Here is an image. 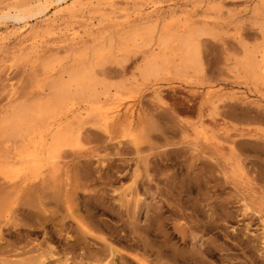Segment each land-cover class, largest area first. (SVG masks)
I'll return each instance as SVG.
<instances>
[{"label": "rangeland", "instance_id": "obj_1", "mask_svg": "<svg viewBox=\"0 0 264 264\" xmlns=\"http://www.w3.org/2000/svg\"><path fill=\"white\" fill-rule=\"evenodd\" d=\"M81 1L56 25L84 33L79 44L48 45L37 53L30 43L19 47L12 35L9 46L0 49V241L8 243L11 234L31 232L27 228H4L10 221L25 222L24 209L33 212L35 219L41 204L55 211L58 219L65 217V204H75V200L71 197L67 202L64 197L76 191L78 196L101 198L104 210L97 215L101 234L125 254H134L133 247L141 249L143 242H149L153 247L147 256L153 264H264V246L259 240L264 224V102L260 90L240 78L234 68L242 45L251 46L260 40L250 19V11L259 0ZM7 6L31 12L42 8L37 0H0V14ZM152 6L158 8L152 14L154 20H190L195 26L206 25L213 30V38L202 39V75L190 86L180 80L173 84L161 81V102L150 85H138L125 93V99L130 96L132 100L123 104H134L146 121L138 148L125 134L118 132L110 141L102 131L85 126L78 149L63 152L51 170L41 168L20 200L11 195L7 189L18 180L6 179L15 175L3 171L18 160L16 148L1 130L8 108L40 96L46 59L56 56L69 62L71 51L117 31L124 25L123 16ZM145 18H129L125 26ZM35 19L28 21L31 32L44 41L51 40L41 18ZM3 27L12 34L17 25L0 21ZM141 58L131 55L119 64L117 56L96 73L109 82L128 80L136 75ZM207 93L212 95L208 98ZM136 172L132 197L121 207ZM44 178L47 183L43 190ZM34 191H43L41 202L35 200ZM78 203L83 205V201ZM155 207L162 209L169 235H173L169 239L158 231ZM178 228L184 230V244L178 241ZM165 239L170 241L164 259L159 261L158 248ZM9 256L5 257L8 261L19 260Z\"/></svg>", "mask_w": 264, "mask_h": 264}, {"label": "bare ground", "instance_id": "obj_2", "mask_svg": "<svg viewBox=\"0 0 264 264\" xmlns=\"http://www.w3.org/2000/svg\"><path fill=\"white\" fill-rule=\"evenodd\" d=\"M37 4L42 5L37 12L28 11L24 7H14L11 10L7 6L4 13L0 14V21H11L17 25L12 34L7 27L0 28V49L9 46L12 35L19 47H27L30 43L29 47L37 53L48 45L74 46L82 42L84 33L73 28H56L62 15L68 11L73 13L82 4L81 0H54L53 3L37 0ZM157 11L158 8L152 6L123 16L121 21L124 25L121 28L89 46L71 51L68 55L69 62L56 56L45 60L42 64L44 87L40 96L32 102L12 104L1 119L3 135L17 150L18 162L7 166L3 171V174L15 175L13 179H9V176L6 179L18 180L7 189L11 195L20 200L21 194L26 191L25 187L39 175L41 168L51 170L63 152L78 149L85 126L102 131L110 141L114 140L113 135L118 132L125 134L130 138L131 145L138 148L143 128L146 127L145 117L134 104H123L132 100L130 96L125 99V93L135 86L150 85L156 100L161 102L158 91L161 81L172 83L180 80L189 86L196 83L195 80L204 71L202 39L213 38V30L206 25L195 26L190 20H154L152 14ZM244 13L248 14L247 11ZM35 17V20L41 18L47 28L45 34L52 37L51 40L44 41V37L31 32L33 27L28 21ZM132 17L146 18L125 26ZM250 19L253 20L260 40L251 46L242 45V53L236 58L234 68L240 78L260 90V98L264 102L263 0L253 6ZM138 54L142 58L136 68V75L132 78L118 82L98 78L97 69L117 56L121 64L129 56ZM211 95L206 94L208 98ZM204 139L207 141V138ZM237 168L242 171L239 163ZM136 177L137 172L132 175V182L127 187L128 193L122 198L121 207L127 205L132 197L130 190ZM46 183L45 178L42 179L43 190ZM42 192H33L36 201L41 202ZM67 194L69 196L66 195L65 200L69 202L72 197L75 204H65V217L58 219L55 211L40 204L39 213L35 212V219L33 212L27 208L22 210L25 222L5 223V229L27 228L31 232L11 234V241L8 243L0 241L3 264H153L147 256L152 246L149 242H143L141 249L133 247L134 254H125L102 236V225L97 219V215L104 210L101 198L85 194L78 196L76 191L73 195ZM78 200L83 201V205H79ZM154 209L159 233L167 236V239L171 238L173 235H169L168 223L161 215L162 209ZM246 210L247 206L244 216L247 215ZM262 228L259 240L264 246V224ZM36 231L41 235H36ZM175 233L179 236L178 241L184 244V230L178 228ZM167 239L158 248L159 261L164 259L166 245L170 241ZM156 244L154 241V246ZM176 248L179 252L178 247ZM9 255L18 257L19 260L8 261L5 257H11Z\"/></svg>", "mask_w": 264, "mask_h": 264}]
</instances>
